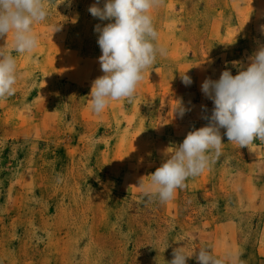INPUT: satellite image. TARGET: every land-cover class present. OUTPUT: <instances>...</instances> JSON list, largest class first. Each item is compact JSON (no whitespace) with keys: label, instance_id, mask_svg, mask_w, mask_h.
I'll return each instance as SVG.
<instances>
[{"label":"rangeland","instance_id":"obj_1","mask_svg":"<svg viewBox=\"0 0 264 264\" xmlns=\"http://www.w3.org/2000/svg\"><path fill=\"white\" fill-rule=\"evenodd\" d=\"M94 3L46 0L31 53L0 37L17 61L15 93L0 99V264H169L179 247L264 264V142L240 148L221 129L222 154L171 200L146 192L166 153L209 122L202 82L237 75L264 45V0H163L151 16L165 54L132 99L99 114L95 26L110 21L90 14Z\"/></svg>","mask_w":264,"mask_h":264},{"label":"clouds","instance_id":"obj_2","mask_svg":"<svg viewBox=\"0 0 264 264\" xmlns=\"http://www.w3.org/2000/svg\"><path fill=\"white\" fill-rule=\"evenodd\" d=\"M100 2L96 0L88 9L93 17L110 21L95 26L103 75L92 82L89 98L97 114L110 101L132 99L144 72L155 64L158 54H165V49L156 43L158 32L151 16L163 0H104L102 7ZM47 17L46 0H0V37L11 34L12 48L17 53H31L39 43L33 26ZM261 29L264 31V26ZM185 73L181 75L182 83L189 86L192 79ZM16 82V58L0 50V99L15 93ZM201 91L214 105L211 115L203 117L209 122L189 131L150 175L146 192L156 194L161 202L171 200L189 176L202 173L214 158H219L224 145L221 129L226 130L228 141L240 148L249 147L257 139L264 142V45L249 57L248 66L237 75L224 70L218 80L206 78ZM185 111L182 104L175 110L181 117ZM193 256L199 264H223L207 249L189 254L182 247L173 250L169 264H187Z\"/></svg>","mask_w":264,"mask_h":264}]
</instances>
